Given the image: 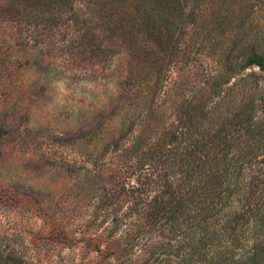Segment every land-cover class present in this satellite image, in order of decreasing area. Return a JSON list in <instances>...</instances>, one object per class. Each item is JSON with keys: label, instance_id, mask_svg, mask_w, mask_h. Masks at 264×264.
I'll list each match as a JSON object with an SVG mask.
<instances>
[{"label": "rangeland", "instance_id": "rangeland-1", "mask_svg": "<svg viewBox=\"0 0 264 264\" xmlns=\"http://www.w3.org/2000/svg\"><path fill=\"white\" fill-rule=\"evenodd\" d=\"M61 1L0 0V264L92 261L52 229L110 227L103 204L128 150L179 130L189 106L202 130L246 105L264 116V71L247 65L264 55V0H148L158 61L137 21L113 25L123 0Z\"/></svg>", "mask_w": 264, "mask_h": 264}, {"label": "trees", "instance_id": "trees-1", "mask_svg": "<svg viewBox=\"0 0 264 264\" xmlns=\"http://www.w3.org/2000/svg\"><path fill=\"white\" fill-rule=\"evenodd\" d=\"M123 1L113 25L127 31L123 15L137 21L158 61L162 46L145 7L153 3ZM61 2L63 8L72 3ZM166 15L171 20L170 11ZM170 57L157 64L169 67ZM247 65L264 71V55L254 52ZM163 72H154V91ZM202 112L189 106L178 114L179 130L163 134L142 154L135 151L143 138L128 150L103 204L110 227L102 230L95 220L99 229L88 236L85 229L58 227L53 240L70 251L83 245L84 256L94 254L88 264H264V116L246 105L228 125L202 130Z\"/></svg>", "mask_w": 264, "mask_h": 264}]
</instances>
